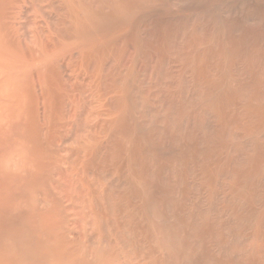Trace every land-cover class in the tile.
Instances as JSON below:
<instances>
[{"label": "bare ground", "instance_id": "6f19581e", "mask_svg": "<svg viewBox=\"0 0 264 264\" xmlns=\"http://www.w3.org/2000/svg\"><path fill=\"white\" fill-rule=\"evenodd\" d=\"M0 264H264V0H0Z\"/></svg>", "mask_w": 264, "mask_h": 264}]
</instances>
